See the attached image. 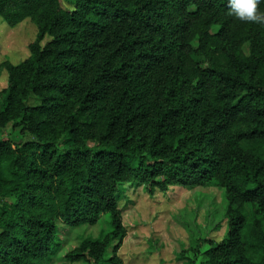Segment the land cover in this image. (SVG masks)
Listing matches in <instances>:
<instances>
[{
  "label": "trees",
  "instance_id": "16d2710c",
  "mask_svg": "<svg viewBox=\"0 0 264 264\" xmlns=\"http://www.w3.org/2000/svg\"><path fill=\"white\" fill-rule=\"evenodd\" d=\"M0 19L38 30L0 63V129L23 137L0 140V264H52L63 225L102 214L64 259L122 264L127 186L222 189V239L177 262L264 264V26L227 0H0Z\"/></svg>",
  "mask_w": 264,
  "mask_h": 264
},
{
  "label": "rangeland",
  "instance_id": "374dc122",
  "mask_svg": "<svg viewBox=\"0 0 264 264\" xmlns=\"http://www.w3.org/2000/svg\"><path fill=\"white\" fill-rule=\"evenodd\" d=\"M37 33L30 19L14 27L0 19V63L8 61L17 65L24 61ZM6 85L7 79L1 77L0 91ZM7 137L23 138L11 127L0 129V140ZM125 189L127 199L121 206L125 204L122 209L127 236L118 251L122 264H179L176 254L195 245L193 237H207L218 242L224 235L226 222L222 217L226 201L222 189L172 187L167 193L156 191L153 195L141 187L127 186ZM109 223L108 214H102L94 225H63V246L52 264H68L64 255L85 239L103 238L110 230ZM218 223L220 227L216 228ZM207 246L203 245L202 250ZM192 254L188 253L190 257ZM203 259L198 257V260Z\"/></svg>",
  "mask_w": 264,
  "mask_h": 264
},
{
  "label": "clouds",
  "instance_id": "9594fccd",
  "mask_svg": "<svg viewBox=\"0 0 264 264\" xmlns=\"http://www.w3.org/2000/svg\"><path fill=\"white\" fill-rule=\"evenodd\" d=\"M261 0H227L229 13L242 22L264 26V11L258 10Z\"/></svg>",
  "mask_w": 264,
  "mask_h": 264
}]
</instances>
